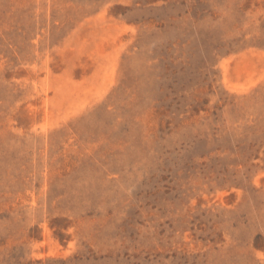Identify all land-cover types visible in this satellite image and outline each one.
<instances>
[{"label": "rangeland", "instance_id": "obj_1", "mask_svg": "<svg viewBox=\"0 0 264 264\" xmlns=\"http://www.w3.org/2000/svg\"><path fill=\"white\" fill-rule=\"evenodd\" d=\"M0 264H264V0H0Z\"/></svg>", "mask_w": 264, "mask_h": 264}]
</instances>
